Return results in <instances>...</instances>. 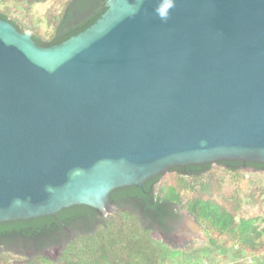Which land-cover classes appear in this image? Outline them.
Instances as JSON below:
<instances>
[{
  "label": "water",
  "instance_id": "obj_1",
  "mask_svg": "<svg viewBox=\"0 0 264 264\" xmlns=\"http://www.w3.org/2000/svg\"><path fill=\"white\" fill-rule=\"evenodd\" d=\"M173 2L161 20L169 0H106L47 47L0 19V222L106 215L112 189L169 167L264 162V0Z\"/></svg>",
  "mask_w": 264,
  "mask_h": 264
},
{
  "label": "trees",
  "instance_id": "obj_2",
  "mask_svg": "<svg viewBox=\"0 0 264 264\" xmlns=\"http://www.w3.org/2000/svg\"><path fill=\"white\" fill-rule=\"evenodd\" d=\"M45 1L0 0V19L30 32L37 45L47 47L85 30L106 9V0H65L49 19L34 8ZM243 162L253 172L264 171V162L233 159L172 166L140 187L112 189L108 200L116 209L104 216L80 204L1 222L0 228H5L0 229V264H165L166 243L153 234L170 238L178 228L179 211L192 215L214 240L229 236L245 249L260 251L264 242L257 241L260 230L255 224L263 218L245 216L237 196L239 184L252 172L242 168ZM225 178L234 187L229 196L223 192ZM250 184L245 202L252 207L261 191ZM50 249L57 250L56 256L46 253Z\"/></svg>",
  "mask_w": 264,
  "mask_h": 264
},
{
  "label": "rangeland",
  "instance_id": "obj_3",
  "mask_svg": "<svg viewBox=\"0 0 264 264\" xmlns=\"http://www.w3.org/2000/svg\"><path fill=\"white\" fill-rule=\"evenodd\" d=\"M64 1L65 0H46L44 3L35 4L34 8L37 9L38 14H46L49 19H52V17L57 14ZM48 18L44 20L45 25L50 22ZM244 170L248 171L247 169ZM248 180L241 181L237 196L241 199L243 208L247 212L245 216L258 215L264 220V171L251 172ZM250 182L253 183V185H257L261 191L259 201L252 207L248 206L245 202L248 200L246 194L248 193L249 185H251ZM233 190L234 187L231 185V181L229 182V179L225 178L223 192L229 196ZM263 220H259L255 225L258 230H260V236L257 238V241L261 240L264 242ZM4 228L5 227H2L0 229ZM154 237L159 239L160 236L156 233ZM212 238V236L206 234L205 236H196L188 240L186 244H179L180 246L173 244L169 246L165 245V255L167 257L165 264H234V262H239L240 264H264V245L260 250L261 252L250 251L249 249L239 246V244L231 240L229 236H223L217 240ZM180 242L181 241L178 243ZM224 243H226V245H223ZM235 245L237 248H234ZM46 253L51 257L54 256L52 249L48 250Z\"/></svg>",
  "mask_w": 264,
  "mask_h": 264
},
{
  "label": "flooded vegetation",
  "instance_id": "obj_4",
  "mask_svg": "<svg viewBox=\"0 0 264 264\" xmlns=\"http://www.w3.org/2000/svg\"><path fill=\"white\" fill-rule=\"evenodd\" d=\"M242 168L243 169H247V170H250L253 172L252 168L250 167H247L245 165V163L243 162L242 163ZM74 206V205H72ZM96 212L100 215V216H104L106 212H109L108 209H105L103 212H100V211H97ZM108 214V213H107ZM180 215V219H178V221H175V222H179V225H178V228L176 231H173L170 238H165L162 236V234L160 232H158L160 234V237L159 239L161 241H164L166 243L167 246H169L170 244H173V245H177V246H180L179 244H183L187 242V240H185L186 238L184 237V235L182 234V229H181V226L183 225L184 222H186V218L185 216L182 214V213H179ZM13 221V220H12ZM1 223V222H0ZM179 241H181L180 243H178ZM15 247H18L17 245H15ZM177 248V247H176ZM22 249V248H20Z\"/></svg>",
  "mask_w": 264,
  "mask_h": 264
},
{
  "label": "crops",
  "instance_id": "obj_5",
  "mask_svg": "<svg viewBox=\"0 0 264 264\" xmlns=\"http://www.w3.org/2000/svg\"><path fill=\"white\" fill-rule=\"evenodd\" d=\"M181 229H182V234L184 235V237L186 238L185 240H187V241L192 239V238H195L196 236H205L206 235L203 231V227L200 228L198 226V224H196L194 221H191V220H186V222H184L183 225L181 226ZM201 233H202V235H201ZM234 248H237L236 245Z\"/></svg>",
  "mask_w": 264,
  "mask_h": 264
},
{
  "label": "clouds",
  "instance_id": "obj_6",
  "mask_svg": "<svg viewBox=\"0 0 264 264\" xmlns=\"http://www.w3.org/2000/svg\"><path fill=\"white\" fill-rule=\"evenodd\" d=\"M172 7H174V2H173V0H169V3L167 5H165V8L163 11L158 10V16L160 17L161 20H167L169 10Z\"/></svg>",
  "mask_w": 264,
  "mask_h": 264
}]
</instances>
